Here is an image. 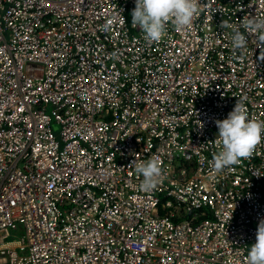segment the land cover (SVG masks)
Returning <instances> with one entry per match:
<instances>
[{"label":"built area","instance_id":"obj_1","mask_svg":"<svg viewBox=\"0 0 264 264\" xmlns=\"http://www.w3.org/2000/svg\"><path fill=\"white\" fill-rule=\"evenodd\" d=\"M200 3L151 42L135 0H0V264H248L264 138L233 171L212 156L237 100L264 119L255 34L234 51L221 26L264 0ZM153 156L164 179L145 190Z\"/></svg>","mask_w":264,"mask_h":264},{"label":"clouds","instance_id":"obj_2","mask_svg":"<svg viewBox=\"0 0 264 264\" xmlns=\"http://www.w3.org/2000/svg\"><path fill=\"white\" fill-rule=\"evenodd\" d=\"M201 6L200 0H135L131 24L138 27L148 41L158 42L167 35L169 21L177 29L190 28ZM118 15L125 23L123 16ZM111 24L109 20L104 29L108 30ZM221 26L231 27L230 40L234 51L247 47L248 36L245 33L255 34L257 47L261 48V56L264 57V18L244 16L239 27L230 26L226 21H222ZM240 28L244 31L241 32ZM215 125L220 150L212 156V168L217 175L226 168L233 171V166L251 157L264 138V119L250 118L243 99L237 100L227 118L215 121ZM135 170L143 177L142 187L145 190L154 189L164 179L161 161L156 156L139 162ZM247 259L248 264H264V219L257 226L256 242L250 247Z\"/></svg>","mask_w":264,"mask_h":264},{"label":"rangeland","instance_id":"obj_3","mask_svg":"<svg viewBox=\"0 0 264 264\" xmlns=\"http://www.w3.org/2000/svg\"><path fill=\"white\" fill-rule=\"evenodd\" d=\"M51 109V108H50ZM50 111V110H49ZM54 129L55 131L58 129V127L54 126ZM59 130H57V133H58Z\"/></svg>","mask_w":264,"mask_h":264}]
</instances>
